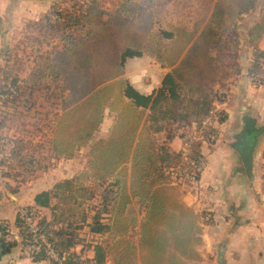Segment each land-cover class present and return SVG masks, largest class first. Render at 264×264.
Wrapping results in <instances>:
<instances>
[{
  "label": "trees",
  "instance_id": "1",
  "mask_svg": "<svg viewBox=\"0 0 264 264\" xmlns=\"http://www.w3.org/2000/svg\"><path fill=\"white\" fill-rule=\"evenodd\" d=\"M151 1L72 0L69 8L60 1L47 12L46 20L53 27L61 25L69 31L44 66L34 68L28 77L30 85L47 76L60 82L59 112L53 119L54 128L46 147L52 158L59 159L72 157L80 147L89 146L85 170L56 181L50 189L35 194L33 206H25L59 251L80 244L79 230L84 225L91 232L102 233L113 226L127 230L138 224L140 246L143 230L150 231L146 224L152 217L153 199L160 215L177 212L175 202L167 203L170 197L178 195L172 184L173 170L179 167L183 173H194L197 179L200 172L194 164L205 157L202 145H213L211 136L218 135L216 124L227 117L218 108L214 121L203 124L216 107L213 84L224 81L232 67L238 72L237 48L231 46V33L226 36L224 33L230 25L235 27L237 20L250 12L258 0H199L201 15L190 27L175 22L162 27L160 19L150 10ZM262 10L260 18L247 30V43L254 49L247 76L253 85L264 84V49L258 47L264 37V4ZM231 31L233 34L234 29ZM142 53L152 55L169 68L161 85L151 94L138 92L123 77L124 60ZM0 95H4L0 99L1 108L14 101L18 96L14 81L0 85ZM106 108L114 113V120L106 136L96 138ZM0 117L1 127V119L5 117L1 114ZM193 122L201 130L202 138H192L186 154L176 151L170 141L176 136L182 140L190 136ZM12 141L9 156L0 159V167L15 160L22 161L24 167L31 165L36 152L32 141L17 137ZM3 144L0 139V150ZM1 175L12 178L6 170H1ZM262 188L264 191V184ZM52 199L57 204L53 205ZM96 199L101 209H96L92 222H88ZM133 202L144 211L139 222L129 208ZM58 206L65 209L56 213ZM40 208H48L51 217L38 215ZM105 215L114 216L112 227L109 222H102ZM15 224L23 240L27 239L26 229L17 216ZM157 227L163 229V224L158 223ZM5 228L0 223L2 235ZM2 235V245H15L4 241ZM134 251V246H125L122 254L125 263L132 260ZM32 257L48 260L43 253ZM104 257V247L96 244L92 259L69 252L66 264H104Z\"/></svg>",
  "mask_w": 264,
  "mask_h": 264
},
{
  "label": "crops",
  "instance_id": "2",
  "mask_svg": "<svg viewBox=\"0 0 264 264\" xmlns=\"http://www.w3.org/2000/svg\"><path fill=\"white\" fill-rule=\"evenodd\" d=\"M172 1L165 0L166 3ZM55 2L60 0H0L1 61L11 57L16 38L28 34L35 20L42 21L43 17L45 19ZM248 14L249 12L245 13L244 17H248ZM260 15L254 21L258 20ZM263 38L259 41L260 48L264 47ZM168 71L169 68L163 67L152 55L142 53L124 60L123 77L138 92L151 94L161 85ZM246 77H241L238 80L239 83L230 86V91L234 93V102L224 108L227 112L226 119L216 124L218 135L215 142L211 147L205 143L202 145L205 166L200 171L199 177L188 186L182 184L177 188L181 212L188 213V218L193 224L192 228H196L188 233L192 241L188 240L185 243L183 238V244L179 243V248H174L179 264H264V197L252 195L251 190L248 189L253 187L255 194L261 192L256 175L247 171L233 145L236 141L235 135L242 129L245 112L254 119L256 126H264V88L252 86ZM142 78L145 83L141 82ZM113 120L114 113L106 108L95 137L106 136ZM261 122L263 125H259ZM228 136L233 140L228 141ZM259 136L254 148L253 160L262 139ZM169 144L178 151L183 145V140L176 136ZM83 148L87 149L86 154H88L89 146L87 145L80 147L75 153ZM258 155L261 156V152ZM64 160L65 158L57 160L56 165L61 166ZM66 160L72 161V158L69 157ZM56 165L49 168L46 171L48 173H42L39 178L23 183L12 193L8 191L7 185L4 186L5 183L0 177V223L7 222L13 233L20 234L15 224L16 211L20 207L33 206L35 194L52 186L57 178L49 180L47 176L57 170H55ZM86 168L87 159L84 168L80 171ZM133 204L136 203L133 202ZM137 215L139 222L144 217L143 208ZM105 216L107 217L105 220L112 223L114 216ZM46 217L49 218V215ZM111 223L110 227H112ZM133 229L121 230L113 226L108 230L110 233L108 231L97 233L91 232L90 229L86 230V227L83 228L82 231L84 233L87 231V236L91 238L88 240L90 247L86 250L87 258L92 259L94 246L101 244L105 250L104 264L132 262L142 264L139 259L138 226ZM129 234H132V237ZM2 237L6 241L4 235ZM127 244L134 246L135 251L134 255H131L132 260H126L127 263H125L122 254ZM79 245H76L74 251H79ZM190 250L194 251V255L189 253ZM81 252L84 254V251ZM83 254L82 257H84ZM0 264L48 263L46 260H35L26 252L21 242H15L12 247H6L0 242Z\"/></svg>",
  "mask_w": 264,
  "mask_h": 264
},
{
  "label": "rangeland",
  "instance_id": "3",
  "mask_svg": "<svg viewBox=\"0 0 264 264\" xmlns=\"http://www.w3.org/2000/svg\"><path fill=\"white\" fill-rule=\"evenodd\" d=\"M60 1L65 8H69L72 5V0ZM199 4V0H173L169 3H166L165 0H152L150 10L154 13L155 17L160 19L159 24L162 27H166L168 22L182 23L190 27L193 20L196 19L198 15H201L198 11V8L200 7ZM263 4L264 0H258L256 6L251 12H249L248 17H244L243 14L237 20L235 27L230 25L228 31L224 33V36L231 33V46H236L237 48L235 60L238 66V72L232 67L231 72L225 76L224 81L222 79L223 82L219 81V83L216 82L213 84V90H215L213 102L219 109H224L228 104L231 105V103L234 102V93L230 91V86H235L237 82L239 83L238 80H240L241 77L247 76V68L251 62L250 55L254 50H252V46L247 43V30L251 26L250 23L261 14ZM233 29L234 33L232 34L231 30ZM68 31V29L61 27V25L53 27L52 23L49 20H46V18L44 19V17L42 18V21L35 20L28 34L25 36L20 35L16 38V41L12 46L13 52L12 55L10 54L11 57L8 59L6 58L3 61L0 60V85L7 82L12 83V81H14L18 87V96L15 100L8 104V106L1 105L2 108L0 107V114L5 117L4 119H1L2 126L0 127V139H3L4 142L7 139H13V137L29 139L32 141V144H34L33 146L36 149L31 165L26 164V167H24L22 161L20 163L15 160L14 163L11 162L10 165L0 167V177L2 178V182L5 183L4 186L7 185V189L11 193L13 192L11 188H16L18 190V187H21L23 183L27 181L31 182L32 180L39 178L44 172L48 173L46 171H48L49 168L54 167L57 160L64 158H52L51 152L46 147L47 140L52 136V129L54 128L53 119L56 112H59L58 91L60 85L58 84L60 82L55 81L53 76H47L38 80L33 85H30V83H28V77L34 68H42L48 58H51L54 51L59 48L61 38L65 36ZM70 31H73V34L75 33L74 29ZM262 49H264V47ZM134 69H136V67H134ZM141 82L145 83L143 78L141 79ZM240 84L243 85L244 83ZM251 85L253 86V84ZM254 86L256 88H264V84ZM2 98L3 96L0 95L1 100ZM224 111L226 112L225 109ZM237 111H240V109L238 108ZM262 122L259 123V125H263ZM263 136L264 132L259 136V138L262 137V139L260 140V145H258L259 147L254 155L252 165V172L256 175V181L260 184L259 187L261 188V192L255 194L253 187L248 188L251 190L252 195H259V198L264 197V191L262 188L264 184ZM227 140L231 141L233 139L228 136ZM39 144H42V147H40ZM86 150V148H83L77 151L72 157H70L72 158V161L66 160L65 157L62 165L59 166L57 164L55 166V170H57L47 176L49 180L57 178L56 181H58L74 176L77 172L80 173V170L83 169L86 164ZM33 152L34 151H32V154ZM259 152H261V156L258 155ZM1 170H6L12 178L8 179L3 177L1 175ZM172 179L174 183L177 184V186L175 185L177 188L182 184L188 186L193 182L188 179L187 181H184L183 178ZM155 200L156 199H153V205L151 207L152 217L148 220L150 223L146 224L150 231L143 230L142 235L144 236V239L141 241L140 246L138 240V249L140 250L139 259L142 264H179L174 248H179V243L183 244V238H185V243L188 240L192 241L190 236H188V233L189 231L196 230V228H192L193 224H191L190 218H188V213L181 212V205L176 196H173L172 198L170 197L167 203L171 204L172 202H175L177 212L174 211L173 213V211H170L166 216L159 214V209L156 207ZM51 202L53 205L55 202L57 204V200L55 199H52ZM92 206H94V211H91L88 215L89 222H92V214L96 212V209H101L100 202L97 199L93 201ZM129 208L134 210L136 218L138 217L137 214H139L142 209L141 206L137 204H133ZM63 209L65 208L58 206L55 212L59 213ZM256 210L260 209L256 208ZM38 211V215L44 214L45 216L49 215V218L51 217V211L48 208H40ZM106 218L107 217L104 216L102 222L110 223V221L105 220ZM152 220H160L161 222L158 223L163 224V229L159 227L155 228V225L158 223L154 222L152 224ZM85 227L86 230H89L88 225H84L79 230V253L74 251L76 245L65 252H76L78 255L82 256L83 253L81 251H84V257L82 258H87L86 250L90 247L88 240H91V238L87 236V231L86 233L82 231ZM144 227L145 223L143 225V228ZM129 236L132 237V234H129ZM146 241L148 242L147 246L143 245V242ZM189 253L194 255L193 250H190ZM46 262L49 263V260Z\"/></svg>",
  "mask_w": 264,
  "mask_h": 264
},
{
  "label": "built area",
  "instance_id": "4",
  "mask_svg": "<svg viewBox=\"0 0 264 264\" xmlns=\"http://www.w3.org/2000/svg\"><path fill=\"white\" fill-rule=\"evenodd\" d=\"M262 69L264 71V64H263ZM1 96L4 97V95H1ZM215 109H218V107L216 106L213 110L210 111V116L203 122V124L211 123L214 121ZM192 129H193L192 134L183 139V145L180 149V151L183 154H186L188 152L189 142L192 138H195V139L202 138L201 130L197 128V124L195 122L192 123ZM215 140H216V137L212 135L211 141L213 142ZM12 147H13L12 139H7L4 142L2 149L0 150V159L8 157ZM194 165H195L196 170L200 172L205 166V159L198 160ZM173 178L174 179L184 178L192 182L195 180V174L194 173H191V174L183 173V170L177 167L173 170ZM16 216L22 220V223L28 234V238L23 240L21 234L18 235L16 233H13L10 230L8 223L4 222V225L6 226L5 231H4V238L6 241L21 242L23 248L31 256L43 253L49 261H53L56 264H66V260H67L69 252L59 251L51 244V242L48 240L45 234L41 232V229L38 225V220L36 217L33 216L32 212L28 211L26 207L24 206V207L18 208V210L16 211ZM85 264H88V263H85Z\"/></svg>",
  "mask_w": 264,
  "mask_h": 264
},
{
  "label": "water",
  "instance_id": "5",
  "mask_svg": "<svg viewBox=\"0 0 264 264\" xmlns=\"http://www.w3.org/2000/svg\"><path fill=\"white\" fill-rule=\"evenodd\" d=\"M249 115L248 112H245L242 129L235 135L236 141L233 145L238 151L243 165L251 174L254 148L258 136L264 131V126H256L254 119Z\"/></svg>",
  "mask_w": 264,
  "mask_h": 264
}]
</instances>
